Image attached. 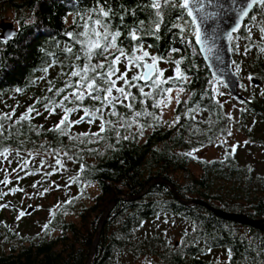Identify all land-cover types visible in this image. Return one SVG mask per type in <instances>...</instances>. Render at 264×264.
<instances>
[{
	"label": "trees",
	"instance_id": "16d2710c",
	"mask_svg": "<svg viewBox=\"0 0 264 264\" xmlns=\"http://www.w3.org/2000/svg\"><path fill=\"white\" fill-rule=\"evenodd\" d=\"M110 2L114 7L121 3L131 7L137 0ZM94 6L95 0H0V20L10 19L17 30L13 41L0 44V112H11L15 108L18 117L35 98L45 95L46 80L55 79L56 86H62L59 65L52 67L47 74L42 69L57 57L63 59L61 49L68 40L65 33L76 30L79 16ZM252 11L255 13L256 9ZM138 16L145 19L146 13L138 12ZM176 16L174 10L165 19L171 17L172 22L179 25L188 19L185 16L184 20H178ZM119 23L117 16L113 25ZM125 23L131 24L132 17L126 16ZM244 24L251 26L253 21L246 18ZM246 31L247 28L242 26L240 34ZM260 37L259 29L253 28V41L264 45ZM143 43L145 46L155 45L148 49L153 55L183 58L181 67L189 69L186 74L191 80L186 85L189 91L180 97L182 103L179 107L175 103L169 117L162 118L158 127L145 128L138 139L122 140L117 144L114 135L109 134L107 143L89 144L87 148L97 149L100 154L87 150L80 153L86 169L79 174L77 183H73L70 177L77 175L79 163L72 161L66 162L67 171L44 175L53 171L49 165L55 163L54 155H48V152L59 148L72 149L69 154L79 151L73 148L68 137L45 131L55 126L59 115L45 119L48 115L45 112L36 117L32 124L43 126L38 129L39 135L24 129L21 135L5 141L4 146L19 149L21 156L32 161L28 169L34 174L20 172L22 179L16 178V172L9 175L18 166L15 151L9 157L11 163L4 161L0 165V168L7 169V172L0 170V180L7 177L10 181L0 188V264H87L88 260L89 264H132L134 261L146 264H225L228 248L233 250V264H244L242 257H247L248 264H252L253 258L256 264H264V254L257 251L264 241L263 231L222 219L200 204L185 202L201 200L220 210L246 214L264 222V166L257 167L259 160L249 161L251 147H260L264 154V53L253 47L247 56L243 55V46L248 43L244 40L239 41L240 53L232 50L233 62L240 66L237 71L232 63L240 80L238 90L243 96V99H234L219 84L216 85L217 92L213 93L212 85L208 83L213 77L196 47L192 28L182 34L179 28L162 29L160 40L145 37ZM230 43L233 48V42ZM170 48H179L180 52L170 53ZM173 67L167 64L164 68L168 69L166 77L173 75ZM249 74L260 80L259 86L245 83L243 78ZM41 76H46V80L38 79ZM16 89L21 91L16 92ZM213 95L221 101L223 108L210 98ZM225 99L232 103L234 110H227ZM197 103L210 111L202 112L195 122L182 118L180 124L169 126L178 113L195 107ZM37 108L43 110L42 104H37ZM232 111L237 115L234 116ZM226 113L234 118L231 123ZM71 118L78 116L73 114ZM208 119L214 122L210 130ZM148 122L150 118L141 120V123ZM227 127H231V136L227 134ZM194 128L200 131L194 132ZM89 130L95 132L98 129L95 125L81 124L73 127L72 134ZM234 131L243 136L244 142H249L244 143L249 150L239 151L240 143L232 142ZM209 137L213 144H209ZM107 144L114 147L109 148ZM231 145L238 147L234 155L228 156L225 150H230ZM210 147L222 149L220 157L207 159L199 152L194 153L198 159L184 155L193 148L203 150ZM30 152L31 156L28 155ZM33 179L36 182L33 183ZM154 180L159 182L152 184L138 198H131ZM66 183L71 187H65ZM33 184H36L37 191L35 210L43 208L47 216L35 231H30L35 225L34 222L27 223L31 215L20 217L18 222L12 218L22 211L17 199V193L21 191L13 193L10 190L32 188ZM170 185L181 201L175 198ZM53 192L56 197L53 205L39 204L40 196L47 197ZM4 193H12L13 198L4 201ZM73 197L72 203H63ZM116 197L117 201L99 229L95 251L89 259L101 217ZM5 210L11 213V217L5 214ZM193 225L198 227L197 233H192ZM185 230L190 234L187 240L196 235L201 243L174 249ZM205 240L207 246L212 247L210 255L201 254L207 247ZM249 240L254 242V247L246 250Z\"/></svg>",
	"mask_w": 264,
	"mask_h": 264
},
{
	"label": "snow or ice",
	"instance_id": "6c2138e0",
	"mask_svg": "<svg viewBox=\"0 0 264 264\" xmlns=\"http://www.w3.org/2000/svg\"><path fill=\"white\" fill-rule=\"evenodd\" d=\"M213 2L214 0H137V3L131 7L122 3L114 7L110 0H95V6L89 12L79 16L76 30L65 33L68 40L61 49L63 59L57 57L55 61H49L48 65L42 69L43 73L47 74L52 67L59 65L61 72L58 75L63 78L62 86L57 87L55 79L46 80V76H41L38 79L46 80L47 83L45 95L35 98L34 102L18 117L15 108L11 112H0V158H2L0 165L4 161L11 163L9 157L15 151L18 166L12 171L17 173L16 178H23L19 176L20 172H24L25 175L34 174L28 169V165L32 161L21 156L19 149L13 150L4 146V142L10 137L21 135L24 129L39 135L38 129L43 126H34L32 121L36 117L44 115L45 112L48 113L44 117L45 119L53 115L60 116L55 126L45 131L68 137L73 143V148H78L79 151L69 154L72 149L59 148L48 152V155H54L55 163L49 165L53 171L45 172L44 175H53L61 170L67 171L66 162L72 161L79 163L77 175L70 177L73 183L79 182V174L86 169V165L81 162L83 157L80 153L87 150L95 152L97 155L100 154L97 149L87 148L89 144L101 141L107 143L110 139L109 134L114 135L116 143L119 144L122 140L138 139L147 127H158L164 114L163 109L171 107L173 100L177 107L180 106L182 103L180 97L189 91L186 85L191 80V77L186 74L189 69L181 67L182 57L168 59L165 56L153 55L148 49L155 45L145 46L143 43L145 37L160 40L161 30L167 31L169 27L179 28L181 33L186 31L184 26L173 23L171 17L166 21L165 18L171 11H177L175 19L184 20L185 16L188 18L185 20V25H191L195 43L200 46L202 52L211 53L213 51V48L209 46L210 37L206 25L217 15L223 13L226 16L235 17L230 29L223 34L228 41L233 42L232 50L234 52L240 53L239 41L244 40L248 43L243 46V55L247 56L253 47H258L259 51L264 53V45L253 41V28L259 29L260 39L264 40V0H229L228 4L219 5L220 13L207 10L213 5ZM253 9H256L255 13H253ZM138 12L146 13V18L140 19ZM117 16H119L120 23L114 26L113 21ZM126 16L132 17L131 24L125 23ZM245 18L251 19L253 24L251 26L242 24ZM242 26L247 28L244 34H240ZM125 32H127L126 36ZM122 36L124 39H121ZM16 37L17 30L4 31L0 36V44H8ZM169 52L179 53L180 49L170 48ZM162 63L174 65L171 69L172 76H165L168 69L161 68ZM233 63L235 64V62ZM121 66L123 70H121ZM235 66L239 71V64H235ZM247 79L251 82L255 77L249 74ZM208 83L212 85L213 93L217 92V84L228 87V84L218 75H214ZM20 91V89H16V92ZM173 91L176 92L175 97L172 96ZM210 98L223 108V104L216 100L215 95ZM183 103L188 104V101H183ZM37 104H42L43 110L37 108ZM157 109L159 111H153ZM204 111H210V109L202 108L197 103L195 107H188L186 111L178 113L169 126L180 124L182 118L195 122L197 116ZM81 112L83 114L79 115ZM73 114H77L78 118L72 119ZM225 115L231 123L234 118L229 113ZM14 117L15 119H13ZM149 118L150 122L141 123V120ZM207 123L210 130L214 122L208 119ZM81 124L95 125L98 130L72 134L73 127ZM188 126L192 127V124ZM193 131L199 132L200 129L194 128ZM227 134L228 136L232 135L231 127H227ZM208 142L209 144L214 143L211 137L208 138ZM244 143L249 142L245 141ZM107 146L114 147L112 144H107ZM237 147L238 145H231L230 150H225L226 154L234 155ZM199 151L201 148H193L184 155L198 159L194 153ZM28 155L31 156L32 153L30 152ZM43 166L41 163V167ZM0 170L7 172L6 168H0ZM8 183L10 181L7 177L0 180V184L7 185ZM33 187H36V184H33ZM56 187L58 188L59 185ZM65 187H71V184L66 183ZM10 191L15 193L23 191V189L13 188ZM4 194L7 195V193ZM74 199L75 197L63 203L70 204ZM26 214H28L26 211H21L18 218ZM197 232L198 227L193 225L192 233ZM189 235V232L185 230L174 249L189 245L196 246L201 243L199 236L196 235H193L190 241L187 240L186 237ZM243 239L242 237L241 241ZM204 244L207 246L208 242L205 240ZM253 247L254 242L249 240L246 250H251ZM257 251L264 254V241H262V247ZM204 252L210 255L212 247L207 246L201 254ZM232 257L233 250L228 248L225 264H233ZM242 259L244 264H248L247 257H242ZM252 264H256L254 258Z\"/></svg>",
	"mask_w": 264,
	"mask_h": 264
},
{
	"label": "water",
	"instance_id": "95a60500",
	"mask_svg": "<svg viewBox=\"0 0 264 264\" xmlns=\"http://www.w3.org/2000/svg\"><path fill=\"white\" fill-rule=\"evenodd\" d=\"M228 2H229V0H214L213 5L211 7H209L207 10L209 12L220 13L219 5L228 4ZM234 18H235L234 16H226L223 13H220L219 15L216 16V18L214 20H210L209 23L206 25V30H207V33L210 37L209 46H211L213 48V51L211 53L202 52L200 49V46L197 45L196 43L195 44H196V47H197L201 57L203 58V60L206 64L210 74L212 75V77L214 75H218L220 77V79L224 80L225 83L228 84V87H225V88L228 90V92L230 93V95L234 99H243L242 94L238 90L240 80H239L237 74L234 72L233 67H232L233 54H232L231 43L223 35L232 26ZM242 24H244V21L242 22ZM10 30H16L15 25L12 22L1 20L0 21V36L3 35L4 31H10ZM194 42H195V38H194ZM251 83L254 86H259L260 80L257 77H255V79L253 81H251ZM156 182H159V181L154 180V181L150 182L141 193H139L138 195H135L131 198L132 199L138 198L152 184H154ZM4 186H5L4 184H0V187H4ZM170 187H171V191H172L173 195L175 196V198L178 199L179 201H181V198H180L179 194L176 192L175 188L171 185H170ZM118 197H116L110 203V205L105 210L103 216L101 217V220H100L99 225H98L97 233H96L95 239H94L93 244H92L91 255H90L89 259H91V256L94 254L97 239L99 237V229L103 223V220L105 219V217L108 215V213L112 209V207L115 204V202L117 201ZM185 202L200 204V205L204 206L205 208L209 209L210 211H212L217 216L221 217L222 219L232 220V221L237 222L239 224L250 225V226L255 227V228L264 232V222L262 220L249 218L246 214L235 213V212H226V211L220 210L218 208L212 207V206L208 205L206 202L201 201V200H189V201H185ZM34 210H35V207L27 206L23 211H26L28 213L26 215H29ZM87 264H89V260H88Z\"/></svg>",
	"mask_w": 264,
	"mask_h": 264
},
{
	"label": "rangeland",
	"instance_id": "374dc122",
	"mask_svg": "<svg viewBox=\"0 0 264 264\" xmlns=\"http://www.w3.org/2000/svg\"><path fill=\"white\" fill-rule=\"evenodd\" d=\"M2 20L12 22L10 19H4L3 18ZM181 26H184L186 28V31L185 32H187L188 30L191 29V25L190 24L185 25V23H183ZM166 67H167V64L166 63H162V68H166ZM243 80L248 85L252 84L247 79L246 76L243 78ZM175 95H176V92L173 91L172 96L175 97ZM183 96L185 97L186 95L184 94ZM224 102L226 103V107H227V110L228 111H230V110L233 109L232 108V103L229 102L228 99H225ZM174 104H175V100H173L171 107H168V108H164L163 109V113L164 114H163V117L162 118L165 119V118H167V117L170 116V113H171V110H172ZM233 113H234V116L237 115L236 112H233ZM236 141H238L240 143V149L241 150L239 149V151L246 152L247 150H249V148L244 144V138H243V136H241L238 132L236 133V131H234L232 142L234 143ZM221 152H222V149H220L218 147H210V148H206V149H203V150L199 151V155H201V156H203V157H205L207 159H212V158H218V157H220ZM250 153L251 154L249 155L250 156L249 161L259 160L260 162L257 163V167H263L264 166V154L262 152V149L260 147H258V146H254V147H251V152ZM252 163H253V161H252ZM5 167H6V164H5ZM13 174H15V172H11L9 175L12 176ZM3 176H4V174H3ZM32 182L33 183L36 182V179H33ZM36 192L37 191L35 190V187H32V188H26L23 191L17 193L18 194V198L17 199L19 200V207H21L22 211L26 208V206H33V207H35V205L37 204V200H36V197H35ZM54 196H55V193L54 192L48 194L47 197L40 196V199H38L39 204H41L42 206L43 205H48V204H52L53 205L55 203V200H56V197L54 198ZM12 198H13L12 193H7V195H5V200L4 201H10ZM5 214L8 215L9 217H11L10 216L11 213L8 210H5ZM29 215H31V216H30V218H27V219H29L27 221V223L28 224H30L31 222H34L35 223L34 227L30 231H35L38 228L39 224L42 221H44L46 219V216H47L43 208L40 209V210H34ZM26 216H28V215H24V217H26ZM12 218L16 222H18L19 219H20V218H18V214L12 216ZM22 220H25V219L23 218ZM132 264H146V263L139 262V261H137V262L134 261Z\"/></svg>",
	"mask_w": 264,
	"mask_h": 264
},
{
	"label": "flooded vegetation",
	"instance_id": "af4514ba",
	"mask_svg": "<svg viewBox=\"0 0 264 264\" xmlns=\"http://www.w3.org/2000/svg\"><path fill=\"white\" fill-rule=\"evenodd\" d=\"M7 202V201H6ZM27 207V206H26Z\"/></svg>",
	"mask_w": 264,
	"mask_h": 264
}]
</instances>
